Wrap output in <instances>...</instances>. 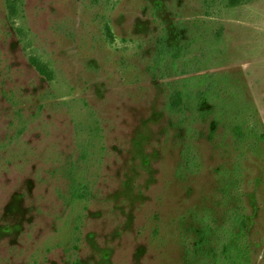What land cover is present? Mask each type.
<instances>
[{"label": "rangeland", "instance_id": "rangeland-1", "mask_svg": "<svg viewBox=\"0 0 264 264\" xmlns=\"http://www.w3.org/2000/svg\"><path fill=\"white\" fill-rule=\"evenodd\" d=\"M9 6L0 264H264V0Z\"/></svg>", "mask_w": 264, "mask_h": 264}, {"label": "trees", "instance_id": "trees-1", "mask_svg": "<svg viewBox=\"0 0 264 264\" xmlns=\"http://www.w3.org/2000/svg\"><path fill=\"white\" fill-rule=\"evenodd\" d=\"M241 0H232V4H238ZM23 0H8L9 7L13 10L16 6L22 4ZM174 57L177 58L178 54H174ZM40 71H43L40 68ZM44 73V72H42ZM184 100V94L179 90L174 91L171 95V108L173 110H181V106ZM73 195L79 199L84 198V194L81 192L80 188L75 186L73 188ZM232 229L228 230L229 238L227 243L224 246L223 253L225 257V264H251L250 252L248 253L247 246H243V236L245 235V230L247 228L246 217L240 214H234L231 221ZM227 232V231H226Z\"/></svg>", "mask_w": 264, "mask_h": 264}]
</instances>
